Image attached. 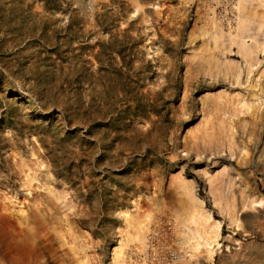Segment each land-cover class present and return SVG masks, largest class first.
Segmentation results:
<instances>
[{
    "label": "rangeland",
    "instance_id": "1",
    "mask_svg": "<svg viewBox=\"0 0 264 264\" xmlns=\"http://www.w3.org/2000/svg\"><path fill=\"white\" fill-rule=\"evenodd\" d=\"M190 194L264 264V0H0V264H189Z\"/></svg>",
    "mask_w": 264,
    "mask_h": 264
},
{
    "label": "bare ground",
    "instance_id": "2",
    "mask_svg": "<svg viewBox=\"0 0 264 264\" xmlns=\"http://www.w3.org/2000/svg\"><path fill=\"white\" fill-rule=\"evenodd\" d=\"M189 200L192 203L190 209L181 214L179 212L174 214L180 258L191 264L193 260L196 261L197 255H202L207 261L212 262L222 247L220 242L222 223L212 217V213L195 194H192ZM232 223L237 229L238 216L232 219Z\"/></svg>",
    "mask_w": 264,
    "mask_h": 264
},
{
    "label": "trees",
    "instance_id": "3",
    "mask_svg": "<svg viewBox=\"0 0 264 264\" xmlns=\"http://www.w3.org/2000/svg\"><path fill=\"white\" fill-rule=\"evenodd\" d=\"M100 26H101L102 28H104V30H109L108 28L104 27V26L101 25V24H100ZM108 32H110V35L113 36L114 38L116 37V39H118V38L121 36L120 34H114V35H113V34L111 33V31H108ZM112 39H113V38H112ZM117 41H118V40H117ZM114 52H117V51H114ZM120 54H122V52H120ZM99 55H102V53H100ZM107 56H108V55H107Z\"/></svg>",
    "mask_w": 264,
    "mask_h": 264
}]
</instances>
